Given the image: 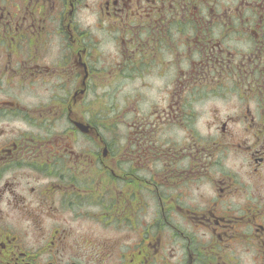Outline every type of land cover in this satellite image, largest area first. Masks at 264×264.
Masks as SVG:
<instances>
[{"label":"flooded vegetation","instance_id":"af4514ba","mask_svg":"<svg viewBox=\"0 0 264 264\" xmlns=\"http://www.w3.org/2000/svg\"><path fill=\"white\" fill-rule=\"evenodd\" d=\"M0 264H264V0H0Z\"/></svg>","mask_w":264,"mask_h":264}]
</instances>
